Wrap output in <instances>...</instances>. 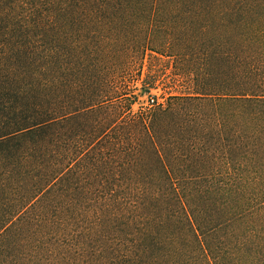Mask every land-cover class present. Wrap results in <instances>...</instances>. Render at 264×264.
<instances>
[{
  "label": "trees",
  "instance_id": "1",
  "mask_svg": "<svg viewBox=\"0 0 264 264\" xmlns=\"http://www.w3.org/2000/svg\"><path fill=\"white\" fill-rule=\"evenodd\" d=\"M0 264H264V0H0Z\"/></svg>",
  "mask_w": 264,
  "mask_h": 264
},
{
  "label": "rangeland",
  "instance_id": "2",
  "mask_svg": "<svg viewBox=\"0 0 264 264\" xmlns=\"http://www.w3.org/2000/svg\"><path fill=\"white\" fill-rule=\"evenodd\" d=\"M145 98H142L141 100H144ZM137 108H138V106L136 105L135 107H134V109L135 110H137Z\"/></svg>",
  "mask_w": 264,
  "mask_h": 264
}]
</instances>
